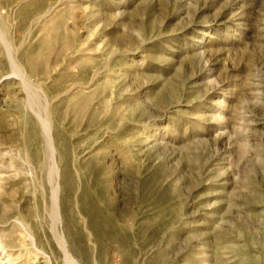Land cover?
<instances>
[{"label": "rangeland", "instance_id": "1", "mask_svg": "<svg viewBox=\"0 0 264 264\" xmlns=\"http://www.w3.org/2000/svg\"><path fill=\"white\" fill-rule=\"evenodd\" d=\"M0 264H264V0H0Z\"/></svg>", "mask_w": 264, "mask_h": 264}, {"label": "bare ground", "instance_id": "2", "mask_svg": "<svg viewBox=\"0 0 264 264\" xmlns=\"http://www.w3.org/2000/svg\"><path fill=\"white\" fill-rule=\"evenodd\" d=\"M86 210H87V209H86ZM88 213H89V212H88ZM100 216H101V215H100ZM94 220H95L96 223H99V224L103 221V220H102V217H95Z\"/></svg>", "mask_w": 264, "mask_h": 264}]
</instances>
